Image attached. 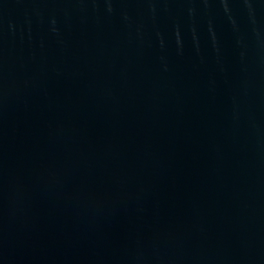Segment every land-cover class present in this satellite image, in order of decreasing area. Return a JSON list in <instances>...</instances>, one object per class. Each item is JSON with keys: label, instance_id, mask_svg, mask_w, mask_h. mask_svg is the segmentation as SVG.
<instances>
[{"label": "water", "instance_id": "obj_1", "mask_svg": "<svg viewBox=\"0 0 264 264\" xmlns=\"http://www.w3.org/2000/svg\"><path fill=\"white\" fill-rule=\"evenodd\" d=\"M0 264H264V0H0Z\"/></svg>", "mask_w": 264, "mask_h": 264}]
</instances>
